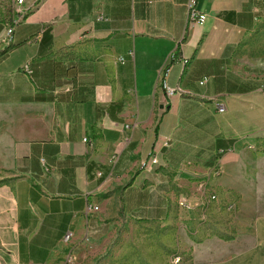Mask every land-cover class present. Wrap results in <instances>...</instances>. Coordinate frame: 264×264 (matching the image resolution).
Segmentation results:
<instances>
[{
	"label": "crops",
	"instance_id": "crops-1",
	"mask_svg": "<svg viewBox=\"0 0 264 264\" xmlns=\"http://www.w3.org/2000/svg\"><path fill=\"white\" fill-rule=\"evenodd\" d=\"M23 1L0 22V264H60L114 228L116 202L161 221L200 184L237 199L235 235L188 263L264 264V55L243 47L264 0H194L201 25L189 0Z\"/></svg>",
	"mask_w": 264,
	"mask_h": 264
},
{
	"label": "rangeland",
	"instance_id": "rangeland-1",
	"mask_svg": "<svg viewBox=\"0 0 264 264\" xmlns=\"http://www.w3.org/2000/svg\"><path fill=\"white\" fill-rule=\"evenodd\" d=\"M12 4V0H0V22H11ZM244 46L251 57L263 58L264 23ZM4 174L0 170V187L8 181ZM177 191V195L183 192ZM209 199L206 196V207L198 210H189V204L181 209L176 201L178 209L161 221L127 219L119 213L116 202L110 217L114 228L107 235L87 238L76 247L69 244L60 264H174L177 257L185 264L191 262L192 246L209 238L231 240L235 235L232 223L238 211L237 199L232 195Z\"/></svg>",
	"mask_w": 264,
	"mask_h": 264
},
{
	"label": "built area",
	"instance_id": "built-area-1",
	"mask_svg": "<svg viewBox=\"0 0 264 264\" xmlns=\"http://www.w3.org/2000/svg\"><path fill=\"white\" fill-rule=\"evenodd\" d=\"M18 5H21L23 3V0H16ZM187 8H188V14H187V22L188 24L192 25H201L204 23L206 16L204 14L199 13L195 7H194V0H189L187 3ZM12 28H8L1 39L2 43L8 44L11 42L12 39ZM122 61V59H119ZM24 70L27 74L31 73L28 70V67H24ZM167 69L163 68L161 71H159L158 74V87L165 93L166 96H172L176 93H180V89H173L167 86L165 77H166ZM206 80H202L199 82L200 85H204ZM161 109L163 107L161 106ZM219 112H223L222 107H218ZM86 141V140H84ZM158 164V160L155 157V155L150 154L149 157L146 160H143L140 162V168L143 170L151 171L154 166ZM218 173L217 170L213 171V174L216 175ZM197 196H187L184 194H180L178 199H177V204L178 203H185L189 204V210H194V209H202L203 207H206V196H213L214 199H217V196L215 193L212 192H207L205 184H200L197 189ZM94 210H97L96 207H94ZM232 210V206L228 208V211ZM71 238V234H67L64 237L65 242H69ZM181 259L180 257H177L174 259L173 263L174 264H180Z\"/></svg>",
	"mask_w": 264,
	"mask_h": 264
},
{
	"label": "bare ground",
	"instance_id": "bare-ground-1",
	"mask_svg": "<svg viewBox=\"0 0 264 264\" xmlns=\"http://www.w3.org/2000/svg\"><path fill=\"white\" fill-rule=\"evenodd\" d=\"M218 174V173H217ZM209 197V196H208ZM211 197V199H214L213 198V196H210ZM211 199H209V200H211ZM213 201V200H212ZM178 205H179V207L181 208V209H184V208H187V204H185V203H178Z\"/></svg>",
	"mask_w": 264,
	"mask_h": 264
},
{
	"label": "trees",
	"instance_id": "trees-1",
	"mask_svg": "<svg viewBox=\"0 0 264 264\" xmlns=\"http://www.w3.org/2000/svg\"><path fill=\"white\" fill-rule=\"evenodd\" d=\"M130 185V184H129ZM125 187H122V188H118V189H116L115 190V192H120L121 190H123ZM228 239H230V238H228Z\"/></svg>",
	"mask_w": 264,
	"mask_h": 264
}]
</instances>
